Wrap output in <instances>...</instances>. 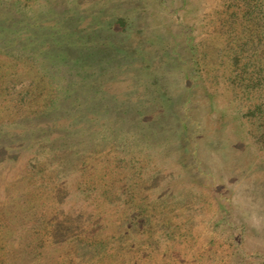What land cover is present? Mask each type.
<instances>
[{"label":"rangeland","instance_id":"obj_1","mask_svg":"<svg viewBox=\"0 0 264 264\" xmlns=\"http://www.w3.org/2000/svg\"><path fill=\"white\" fill-rule=\"evenodd\" d=\"M0 264H264V0H0Z\"/></svg>","mask_w":264,"mask_h":264},{"label":"trees","instance_id":"obj_2","mask_svg":"<svg viewBox=\"0 0 264 264\" xmlns=\"http://www.w3.org/2000/svg\"><path fill=\"white\" fill-rule=\"evenodd\" d=\"M12 20H16V18H11V19H9V23H11L12 22ZM8 27H9V25L8 24H6ZM5 28H7V27H5Z\"/></svg>","mask_w":264,"mask_h":264}]
</instances>
